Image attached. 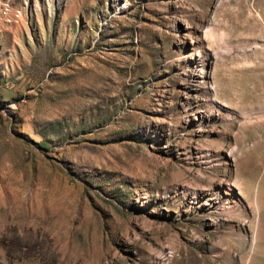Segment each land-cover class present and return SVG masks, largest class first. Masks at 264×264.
I'll return each mask as SVG.
<instances>
[{"label": "rangeland", "instance_id": "1", "mask_svg": "<svg viewBox=\"0 0 264 264\" xmlns=\"http://www.w3.org/2000/svg\"><path fill=\"white\" fill-rule=\"evenodd\" d=\"M0 264H264V0H0Z\"/></svg>", "mask_w": 264, "mask_h": 264}, {"label": "bare ground", "instance_id": "2", "mask_svg": "<svg viewBox=\"0 0 264 264\" xmlns=\"http://www.w3.org/2000/svg\"><path fill=\"white\" fill-rule=\"evenodd\" d=\"M240 186V185H239ZM242 189V188H241ZM230 190H232V189H230ZM230 190H226V194L228 195V196H233V193H232V191H230ZM227 199V198H226ZM254 205V209L255 210H258V204L257 203H254L253 204Z\"/></svg>", "mask_w": 264, "mask_h": 264}]
</instances>
